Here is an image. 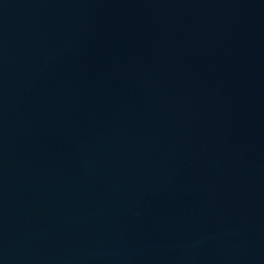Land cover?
I'll return each instance as SVG.
<instances>
[{
    "label": "water",
    "instance_id": "water-1",
    "mask_svg": "<svg viewBox=\"0 0 264 264\" xmlns=\"http://www.w3.org/2000/svg\"><path fill=\"white\" fill-rule=\"evenodd\" d=\"M0 264H264V0H0Z\"/></svg>",
    "mask_w": 264,
    "mask_h": 264
}]
</instances>
